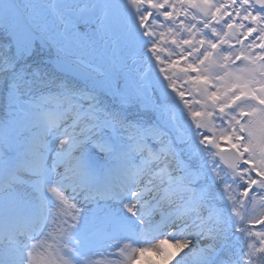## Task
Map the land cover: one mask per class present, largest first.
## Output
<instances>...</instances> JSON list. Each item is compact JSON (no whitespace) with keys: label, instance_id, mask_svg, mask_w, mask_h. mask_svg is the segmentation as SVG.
<instances>
[{"label":"snow or ice","instance_id":"obj_1","mask_svg":"<svg viewBox=\"0 0 264 264\" xmlns=\"http://www.w3.org/2000/svg\"><path fill=\"white\" fill-rule=\"evenodd\" d=\"M37 46H51L61 76L54 91L33 96L41 72L20 61ZM153 73L183 106L199 145L223 165L212 172L228 204L212 213L226 224L222 234L185 221L179 235H168L179 245L170 264L264 257V0H93L51 9L0 0V198L16 209L0 264H29L28 241L46 226L50 204L55 232L75 241L67 251L76 254L108 240L119 246L117 237L157 211L161 226L177 228L164 207L177 185L191 207L208 198L194 191L197 175L184 170L180 140L164 127L169 108ZM133 108L157 120L130 119ZM78 197L94 207L82 212ZM200 238L213 242L190 247ZM229 239L239 247L226 260Z\"/></svg>","mask_w":264,"mask_h":264},{"label":"rangeland","instance_id":"obj_2","mask_svg":"<svg viewBox=\"0 0 264 264\" xmlns=\"http://www.w3.org/2000/svg\"><path fill=\"white\" fill-rule=\"evenodd\" d=\"M56 1V4L66 5V4H75L79 2V4H91L93 0H19L20 3L24 4H43L49 8L50 3ZM153 80L155 81L154 87L157 90H160L163 96L168 98L167 106L169 108V117L163 121L164 125H169L175 128L182 127L185 130H188L187 137H195L197 145H199L197 137L195 135V129L191 125L190 120L187 118V114L183 109V106L180 104L179 100L175 97L174 94L170 93L166 87L163 85V82L159 79L158 75L154 73ZM146 112V111H145ZM174 114L175 119L171 118V115ZM191 126V128H190ZM183 131V133L185 132ZM193 132L191 135L190 132ZM183 133H173V137H178L180 142L184 141V137H182ZM183 143L184 149L189 152L195 151L194 147L196 145L191 146V143ZM201 146V145H199ZM199 147H197L198 149ZM204 149V148H203ZM211 149L207 151L204 150L203 153L208 154ZM3 153L0 152V156ZM93 157L95 154L93 153ZM216 159L210 158L208 161L205 159V165H208L209 171L211 175H214L212 172V168L216 167ZM214 162V163H213ZM167 168L163 169L164 173H167ZM3 169H0V174ZM27 178V177H25ZM165 181L168 180V176L165 174ZM18 188H23V185H17ZM175 197L174 202L171 205L165 203L164 207L166 209H170L174 214L177 215L179 220V226L175 227H165L161 226V216L160 212L157 211L150 217L146 218L145 224L142 226L134 225L131 230L126 234L127 238L117 237L119 239V246L115 245L117 241L108 240L106 243H103L97 246L91 253L87 256L78 258L74 261L69 260L64 251L67 248L75 247L74 240H68L64 237H60L56 232V225L53 224V221L56 219L55 215V207L53 204L49 205L50 215H49V224L46 229L43 231L42 236L33 243V245L26 250V252L30 251L31 255L28 256L29 264H63V260L71 261V264H109L111 261H117L118 264H141L143 260L146 258H150L151 264H169L171 259L175 256L176 251L179 249L178 244H173L168 242V235H179L180 229L185 227V221L187 225L199 226L201 221H203L206 228L210 230L211 233H220L222 230L216 229V220L215 216L211 218H207L205 220L200 219L198 217L189 203L190 194L185 193L183 188L179 185L174 187ZM75 202L77 206L82 209V212H89L92 207L88 201H83L78 197ZM1 204H4L3 206ZM251 208V205L248 206ZM1 208H7L8 210H3ZM187 209V210H185ZM215 210H213L214 212ZM181 213H183L181 215ZM16 209L15 205L7 201L3 198H0V255L6 249L8 245V234L5 231V225L9 218L15 219ZM215 226V227H214ZM214 227V228H213ZM221 231V232H219ZM53 233V235H49V233ZM213 241L207 240V238L193 239L190 247H198L203 248L207 243H212ZM219 243V241H217ZM67 246V247H65ZM119 247V248H118ZM141 249H147V251H141ZM187 251V250H186ZM183 255V253L181 254ZM179 259V257H178ZM264 260V257L258 258L257 262H261ZM175 264V262H173ZM186 264H190L189 261Z\"/></svg>","mask_w":264,"mask_h":264},{"label":"trees","instance_id":"obj_3","mask_svg":"<svg viewBox=\"0 0 264 264\" xmlns=\"http://www.w3.org/2000/svg\"><path fill=\"white\" fill-rule=\"evenodd\" d=\"M37 53L39 52L38 46H37ZM46 58L40 57L38 54L34 53L31 57H28L27 59H22L20 61L21 64L30 66L26 68V71L31 72L33 69L38 68L41 72V80L43 83H37L33 84L31 94L36 96V92L46 90L47 88H53L54 84L56 85L59 83L60 75H58L52 67L48 64L46 65ZM46 65V66H44ZM130 116H136L137 114L133 112V110H130L129 112ZM138 116H144L143 114H140ZM131 118V117H129ZM136 119V118H133ZM151 121V120H150ZM212 195V194H211ZM216 195V194H215ZM223 206V205H222Z\"/></svg>","mask_w":264,"mask_h":264},{"label":"clouds","instance_id":"obj_4","mask_svg":"<svg viewBox=\"0 0 264 264\" xmlns=\"http://www.w3.org/2000/svg\"><path fill=\"white\" fill-rule=\"evenodd\" d=\"M168 242L171 243L170 240H168ZM178 254H179V249L176 251L175 255H178ZM141 264H151L150 258H146L145 260H143L141 262ZM169 264H170V262H169Z\"/></svg>","mask_w":264,"mask_h":264}]
</instances>
